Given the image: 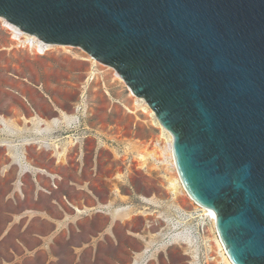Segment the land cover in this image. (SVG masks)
Segmentation results:
<instances>
[{
  "label": "rangeland",
  "instance_id": "rangeland-1",
  "mask_svg": "<svg viewBox=\"0 0 264 264\" xmlns=\"http://www.w3.org/2000/svg\"><path fill=\"white\" fill-rule=\"evenodd\" d=\"M113 67L0 21V264H214L215 223L142 165L161 130Z\"/></svg>",
  "mask_w": 264,
  "mask_h": 264
},
{
  "label": "water",
  "instance_id": "water-1",
  "mask_svg": "<svg viewBox=\"0 0 264 264\" xmlns=\"http://www.w3.org/2000/svg\"><path fill=\"white\" fill-rule=\"evenodd\" d=\"M0 17L116 69L232 262L264 264V0H0Z\"/></svg>",
  "mask_w": 264,
  "mask_h": 264
},
{
  "label": "bare ground",
  "instance_id": "bare-ground-1",
  "mask_svg": "<svg viewBox=\"0 0 264 264\" xmlns=\"http://www.w3.org/2000/svg\"><path fill=\"white\" fill-rule=\"evenodd\" d=\"M0 21L3 23V27H5L6 30H8L11 34H13V38L15 41L19 43L24 48L30 49L31 51L35 53H41L45 54V52L49 51L51 48L57 45H51L48 43H45L38 39L36 36L30 35L24 31H22L20 28H18L16 25L12 24L8 20H6L3 17H0ZM91 57V56H90ZM93 61L95 59L93 58ZM125 82V81H124ZM126 84V83H125ZM130 93L133 94L134 97H136V103L134 106V109L136 111L142 110L144 113H146L148 116L152 118L153 123L158 126L161 130V136H159L158 143L162 142L163 146L157 144L154 148L149 149L148 147L144 148L142 151H140L139 159L142 162V165H149L150 163L158 164L164 167L166 172L168 173V182L171 188L172 193L175 197L180 196H187L189 199H191L193 202H195L187 193V190L185 186L183 185L180 175L178 173L174 154H173V136L172 134L162 126L160 121L158 120V117L155 113V111L149 106V104L146 102L145 99L137 97L134 95L132 90ZM198 205L197 203H195ZM203 209L205 212V215H209V218L212 222V220L215 223V213L209 209H206L200 205H198ZM215 231L216 230V223H215ZM217 240L216 244L217 247L215 248L216 252H214V256L211 257L214 264H234L232 260L230 259L229 255L227 254L220 238L217 233Z\"/></svg>",
  "mask_w": 264,
  "mask_h": 264
}]
</instances>
